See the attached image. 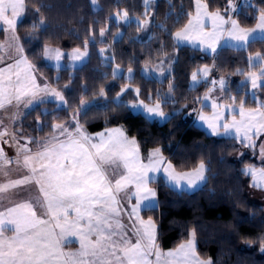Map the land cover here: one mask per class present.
Instances as JSON below:
<instances>
[{"label": "trees", "instance_id": "16d2710c", "mask_svg": "<svg viewBox=\"0 0 264 264\" xmlns=\"http://www.w3.org/2000/svg\"><path fill=\"white\" fill-rule=\"evenodd\" d=\"M204 1L211 10L222 12L228 11L232 2ZM98 3L96 8L91 0H26V10L17 25L18 38L35 69L48 85L64 95L66 106L50 99L36 105L17 124L20 136L43 143L51 139L54 124L73 129L76 116L91 134L124 126L128 135L137 139L144 158L152 149L160 148L180 171L206 163V183L194 192H180L163 181L157 182L158 206L142 213L158 223V248L177 249L190 241L194 232L197 253L204 261L264 264V207L251 200L252 179L244 171L251 161L237 159L244 145L234 137L214 136L196 121L185 118L187 110L198 107L206 90L205 83L192 86V73L206 65L213 66V75L228 76L230 90L237 94L238 102L247 96V107L264 103V87H260L258 98H252L250 84L241 78L251 69L249 57L264 54V39L252 40L239 50L224 46L217 54L208 55L199 48L182 46L175 39L176 31L184 28L194 13L196 0H159L154 22L146 32L138 29L134 19L145 18L143 0ZM238 8L236 19L250 28L264 12V0L241 2ZM123 11L128 12L130 23L115 19L114 15ZM86 39L90 55L81 67L56 68L47 62L45 48L82 49ZM167 57L174 58V63L172 73L165 79L143 74L145 67ZM115 66L134 69L133 79L125 75L113 79ZM128 83L140 88L143 100L162 101L164 109L172 113L171 118L159 123L135 113L126 101L116 102V96ZM101 90L104 95H100ZM127 97L133 99L132 90ZM82 99L90 103L84 110ZM41 127L43 131L38 130ZM30 145L32 150H38L35 144Z\"/></svg>", "mask_w": 264, "mask_h": 264}, {"label": "snow or ice", "instance_id": "6c2138e0", "mask_svg": "<svg viewBox=\"0 0 264 264\" xmlns=\"http://www.w3.org/2000/svg\"><path fill=\"white\" fill-rule=\"evenodd\" d=\"M151 2L152 0H143L145 20L143 23L136 21L138 29L149 23L147 12ZM91 3L96 5L97 0H91ZM196 4V16L189 19L183 31L176 33L177 41L198 40L199 43L206 44L214 53L216 44L225 32L229 41L236 42L235 46L238 50L245 48L250 43V38L256 39L254 34L264 39V12L260 13L256 28L245 30L234 20H226L219 12L208 16L202 10L206 5L202 6L200 0H196ZM25 6L26 0H0V22L14 31L19 17L26 10ZM118 15L119 20L130 23L127 11ZM205 17L212 22L210 32L204 30ZM226 23H230L229 29L223 27ZM104 34L105 30L102 29L100 36L103 37ZM88 44L89 40L86 39L85 51L81 52L77 48L73 59L86 56ZM2 47L0 45V48ZM17 50L23 52L22 47H18ZM44 55L46 59H55L59 62L63 54L58 49L45 48ZM2 61L3 57H0V62ZM259 62H264V57L258 55L255 60L249 57L250 66ZM34 68L35 66L24 56L0 68V110L13 103L16 107L21 103L30 105L39 92L50 93L66 103L61 92L47 85L41 87L36 83ZM208 71L204 68L199 73L193 72V82H197L198 75L206 77ZM128 72L131 80L132 69L129 68ZM238 74L244 75V73ZM112 75L113 79L122 77V73L118 70L113 71ZM247 79L254 90L264 87V84L259 83L264 81V67H261L259 74L250 73ZM212 84L213 86L219 84L220 90H225L223 79L212 81ZM127 91L126 88L121 89V95ZM139 91L135 89L137 96ZM169 91H172L171 86ZM100 95H104L103 90ZM208 99L209 96L206 95L204 100ZM236 103L237 98L234 96L229 97L227 106L213 100L212 116L206 117L201 114L199 119L207 124L213 135L218 134L222 128L224 134L232 135L234 132L235 138L240 139L245 147L255 149L257 145L252 141L264 134V103L259 104L254 110H246L245 100H239L238 109L233 107ZM81 106V110L87 107L83 99ZM131 108L164 117L160 103L149 107L141 101L132 104ZM224 111L232 115L230 122L225 117ZM12 119L14 121L15 116ZM73 120L76 121L75 133L63 124H54L51 139L43 143L30 137H21L25 140V144L17 148L16 163L26 170V174L22 178L0 184V194L11 188L35 183L43 196V201L40 202L43 211L42 215H38L36 207L30 201H25L7 209L6 213H0V264H113L109 257H114L116 264H153L148 259L152 254L156 257L155 264H160L162 254L155 244V225L151 220L145 223L139 217L141 203L149 201L145 207H151V198L156 195L155 191L148 187L154 179L148 174L161 171V166L165 164L160 150L157 148L149 153L148 161L144 163L140 158L136 141L129 140L121 129H115L107 136L105 133H100L98 142H93V138L82 131L76 116H73ZM2 124L3 122L0 121V126ZM38 130L43 131V128ZM8 135L6 128L0 130V140ZM59 136H64L65 139L60 140ZM11 140L14 145L18 144L16 133L11 134ZM28 144H35L38 150L33 152L27 147ZM260 149V154L264 157V145H261ZM11 163L4 150L0 148V169ZM105 166L113 167L114 174H118L119 178L114 181L110 179ZM120 168L124 171L120 172ZM162 170L167 174L169 182L178 185L181 180H186L190 186H194L196 180L203 178L204 165L201 164L194 172L179 175L171 164H167ZM246 174L252 176L254 187H264V168L258 170L250 167L246 169ZM129 186L135 187V192L128 197L129 200L133 195L136 197V204L129 215H134L136 222L139 223L138 228L134 225L137 236L135 243L126 239V233L120 231L124 225L118 219L121 205L117 197ZM70 210L75 213L74 216L70 215ZM7 225H11V229ZM6 231H11L13 235L6 237L4 235ZM66 235L79 238L78 252L66 253L62 250L61 240ZM194 241L193 232L192 239L187 244H182L174 252L163 254L164 264H211V261H203L196 256ZM261 251H264V246L261 247Z\"/></svg>", "mask_w": 264, "mask_h": 264}, {"label": "rangeland", "instance_id": "374dc122", "mask_svg": "<svg viewBox=\"0 0 264 264\" xmlns=\"http://www.w3.org/2000/svg\"><path fill=\"white\" fill-rule=\"evenodd\" d=\"M158 1L159 0H152L151 4L149 5V9H148V12H147V20L149 21V23H147V25L143 27V29H144L143 32L149 31L150 27L152 26V24L154 22V15H155V10H156V6H157V2ZM251 1L252 0H232L229 10L225 11V12L211 10L210 7L207 5V3L204 0H200V4L202 6L206 5V8H204L202 10L205 11L208 14V16L214 15L215 13L219 12L220 15L225 17L226 20H229V21L234 20L242 29L249 30V29L256 28V25L259 22V18H258L257 23H256L255 26L250 27V28H246V27H243L239 23V21L235 17V14L237 13V11L239 9L238 6L240 5L241 2H249L250 3ZM94 6L96 8L99 7L98 0H97L96 5H94ZM196 7H197V4L195 3V10H194V13L191 15L190 19H192V18H194L196 16ZM123 12L116 13L114 15L115 19L118 22H124L125 23V21L119 20V15H118V14H122ZM23 15H24V12L19 17L18 22L23 18ZM128 19H129V21L132 20L129 16H128ZM134 19L136 21L139 20L141 23H143L144 20H145V18H142V19L134 18ZM204 19H205V25H206L204 30L206 32H210L212 30V22L207 17H205ZM187 25H188V23H187ZM230 26H231L230 23H226L223 27L225 29H229ZM185 27L179 29L178 31H176V33L180 32V31H183L185 29ZM16 28H17V25H16ZM16 28L13 31V30L9 29L8 25L3 24V23H2V25L0 27V29H3L5 34H6V36H5L6 40L2 41V43L0 41V43H1L0 45L3 46L2 48H0V57H3V61L0 62V66L5 64V63H9V61H14L15 62L17 59H19L22 56L21 52H19L17 50V48L20 47V45H22V44H21L19 38L17 39L18 35H17ZM176 33H175V39H176ZM142 34H143V38H145V34L144 33H142ZM254 35H256V37H257L256 39H260L258 34H254ZM1 38L2 37H0V39ZM140 39H141V36H140ZM252 40H255V39H251L250 38V42ZM176 41H177V39H176ZM177 43L182 45V46L183 45H189V46H192V47H195V48H199V49L203 50L208 55L217 54V52L219 50L218 48H220V47H224V46H234V47H236L235 46L236 45L235 41H229V39L227 37V32L224 33V35L220 38L219 42L216 44V52H214V53L211 51V49H209L207 47L206 44H201V43H199L198 40H196L194 42H189L188 40H180V41H177ZM47 48H50V49H53V50L58 49L63 54L61 56L59 62H57L55 59H50V60L46 59L47 62L51 66L56 67V68H63L65 66H70L72 68L81 67L83 64H85L88 61L89 55H90L89 46L87 47V55L81 57L80 59H73V55H74L75 50L77 48L72 50V51H64L63 49L56 48V47H51V46L47 47ZM79 49L81 50V52L85 51V48H82V49L79 48ZM103 53H104V50H103ZM258 55L264 57V54H262L260 52L255 53V54H253L250 57H252L253 60H255V58ZM173 63H174V58H171V57L164 58L160 62H158L156 65H151V66L145 67L143 69V74L146 75L147 77H157L158 79L163 80L168 75H170L172 73V71H173ZM57 64L59 66H57ZM261 67H264V62H259L258 64L252 65L251 69L246 71L245 76L241 77L242 78V82L250 84V82L247 79L248 75L250 73H253V72L259 74L260 71H261ZM204 68H207L209 70L208 71V75L206 77L198 75L197 76V82H193V80H191V82H192V86L193 87H196L197 85H199L201 83H205L206 90L204 92L203 97L201 98L200 103L198 104V107L197 108H192V109L190 108L189 110H187L186 113H185V118L186 119H190L191 118L192 120L196 121L197 124H199L200 126L204 127L210 134H212V130L207 126V124L204 121L199 119L200 115L203 114L206 117H211L212 113H213V109L211 107L213 100H216L217 102L224 103L227 106V104L229 103V97H233L234 96V97L237 98V94L234 91L230 90V80H229L228 76L213 75V72H212L213 71V66H208V65L203 66V67L199 68L196 72L199 73L200 70H202ZM115 70H118L120 73H122V75H125V77L129 80V72H128L129 69L128 70H124L122 67L115 66L114 71ZM134 75H135V70L132 69V78L131 79H133ZM220 79H223L225 81V90L224 91L220 90L219 84H216L215 86H213V84H212V81H219ZM259 83L264 84V81H260ZM124 88L128 89V91L124 92L123 95H121V91H120V93L116 96V99H115L116 102H124V101H126L131 106L134 103L138 104L141 101H143V103L148 105L149 107H153V106H155L156 103H160L161 110L164 113V117L154 116L152 114H148V113L144 112L143 110H135V109H133V111L135 113H142L145 116H147L149 119L155 120V121H157L159 123H165L171 118L172 113L169 112V111H166L164 109L162 101L157 100L156 102H147V101L143 100L141 98L140 91H139V96H137L136 93H135V89H139L140 90V88H138L136 86H133L130 83H128ZM124 88H122V89H124ZM259 89H260V87L255 89V90L252 89L251 88V84H250V96L252 98H258ZM130 90L133 91V95H134L133 99H129L127 97L128 96V92ZM253 92H255V96H253ZM206 95L209 96V99L207 101L204 100V97ZM50 96H52L50 93L39 92L36 95V97L32 100V103L30 105H25L24 103H21L19 107H16L15 103H13L14 106L8 107V109H7V125L8 126H13L12 117L13 116L16 117L17 113L19 112V110H21V108H25L26 106L29 107V108H33L34 106L40 104L41 102H43L44 100H47L48 98L50 100L56 101L59 104V106H66V103L56 99L55 97H50ZM246 98H247V96L243 100L246 101ZM64 100H65V97H64ZM23 105H25V106H23ZM85 105L88 107L90 105V103H86ZM233 107H236L238 109L239 108V102L237 101V103L235 105H233ZM256 108L257 107H247L246 106V110H254ZM27 112L25 113V111H24V113H22V115H21V117L19 119V122H21L22 118L25 116V114H27ZM224 115H225V117H227L228 121L230 122L231 119H232V115L228 111H224ZM237 119H239L238 116H237ZM15 129L17 130V126L16 125H15ZM81 129L86 135H88V136L93 138V142H98V140H99V135L98 134H100V133H105V135L107 136V134L109 132H112L115 129H121L124 132L125 136L129 140L134 139L136 141L137 145L139 146V155H140L141 160L144 163H147V161H148V157L144 158V156H143V154L141 152L140 144L138 143L137 139L134 138V137L129 136L127 131H126V128L124 126H117V127L107 128V129H105V130H103L101 132L95 133V134H91V133L87 132L82 126H81ZM70 131L75 133V127L73 129H70ZM57 135H59V133H57ZM214 136H217V137H234L235 138V133L233 132L232 135H226V134H224V131L221 128L219 133L214 135ZM59 139L63 140V139H65V137L64 136H59ZM238 141L241 143L240 139H238ZM252 142H254L257 145V147L255 149L244 146V147H242V150L240 151V153L237 155L238 161L243 160V159H248V160L251 161L250 163H248L247 165L244 166V171L245 172H246V169H248L250 167H254V168L258 169V170L261 169V168H264V157H262L261 154H260V151H261L260 146L264 145V134L260 135L258 138H255ZM155 149H157V148H155ZM155 149H152L151 152H153ZM158 149L160 150V148H158ZM160 154H161V156L163 157V159L165 161V164H163L161 166V171L150 172L148 174L149 176L154 177V179L148 184V187L151 188L156 193L155 197L151 198L152 206L151 207H145L146 204H149V201H144V202L141 203L140 210H139V217H140L141 220H143L145 223L147 221L151 220L154 223V225H155V244H156V246H157V237H158V223H157L156 219L153 218V217H145V216H143L142 212L146 208L147 209L148 208H155V207L158 206L159 202H158L157 182L163 181L164 183H167L172 188H174L175 190L180 191V192L184 191V190L185 191H189V192H194V191L198 190L199 188L203 187L204 184L206 183L207 178H208V174H207L208 165L206 163H200V165L201 164L204 165L203 178L199 179V180H196L194 186H190L186 180H181L178 185L175 184V183L169 182V180L167 178V174L162 170L164 167L167 166V164H171L173 169L175 170V172L178 175L179 174H183V173L194 172L196 169L199 168L200 165H198V167H196L194 169H191V170H183V171L181 170L180 171V170L176 169V167L174 166V164L171 161L166 160V157L163 155L161 150H160ZM7 156L9 157L10 155H7ZM105 167H106V170H107V175H108V177L110 179H112L114 181L115 179L119 178L118 174H114L113 167H108V166H105ZM119 171L123 172L124 170H123V168H120ZM248 175L252 179V188L253 189L251 190V200L253 202H255V203L261 204L264 207V187H254L253 186V178H252V176L250 174H248ZM134 192H135V187L134 186H129L125 191L120 192L118 194V197H117L119 199L120 205H121V214L118 217V219L124 225V227L122 229H120V231L126 233L125 238L131 240L132 243H135V241L137 240V236L135 235V228L139 227V223L136 222L135 216L134 215H132V216L129 215L132 212L133 206L136 204V197L133 195L131 200H129L128 197H129V195H131ZM27 194H28V197L34 201L33 205L36 207L37 214L38 215H42V211L43 210L40 207V202L43 201V196H42V194L39 191V186H38V188L33 186V188L30 189V191H27ZM70 212H72V211L70 210ZM70 215L74 216L75 213L72 212ZM44 218L47 219L48 217H44ZM134 225H135V228H134ZM93 239H95V237H93ZM62 242H66V244L64 246L66 253H74V252H78L80 250V240H79V238L77 236L66 235L62 239ZM72 244H75V245L73 246ZM154 251H155V249L153 250V252ZM159 251L163 255L164 251L161 250V249H159ZM263 252L264 251H262V253ZM89 259H91V258H89ZM109 259H111L113 261V264H116V261H115L114 257H109ZM148 259L150 261H152L153 264H155L156 257H155L154 254L150 255L148 257Z\"/></svg>", "mask_w": 264, "mask_h": 264}, {"label": "crops", "instance_id": "0c3cea01", "mask_svg": "<svg viewBox=\"0 0 264 264\" xmlns=\"http://www.w3.org/2000/svg\"><path fill=\"white\" fill-rule=\"evenodd\" d=\"M1 25H2V22H0V27H1ZM16 31H17V28H16ZM5 36H6V34H5L4 30L3 29H0V37H2L0 39L1 43H2V41H5L6 40L5 39ZM20 47L23 48L22 45H20ZM220 48H218V49L220 50ZM21 55L24 56V57H26V55L24 53V49H23V52L21 53ZM12 63H14V61H9V63H5V64L1 65L0 68L6 67L7 65L12 64ZM33 72H34V75L36 77V83L38 85H40L41 87H44L45 85H47V86H49V88H51V89L53 88L51 85H48V83L46 82V80L40 75V73L35 68H34ZM50 97H54V96H50ZM11 106H14V105H6V108L4 110H0V121L3 122L2 126H0V130H3L4 128H6L7 129V132L9 133V135L8 136H5L3 138V140H0V148H2L4 150V153H5L6 156L7 155H10L9 157L8 156L7 157L12 161L11 164L6 165L2 169H0V184H5V183H8L11 180H15V179H18V178H22L26 174V170L21 165H18L16 163V160H17V148L20 145H24L25 144V140L24 139H21V136H20L21 132H20V130H16L15 129V125L17 126V124L19 123V119H20L22 113H24V111H25V113L27 111L29 112L32 108H29L27 106L25 108H21V110H19V112L17 113V115L15 117V120L13 121V126H8L7 125V109H8V107H11ZM23 106H25V105H23ZM12 133H16L17 141H18V144H16V145H14L12 143V140H11V134ZM4 141H7V143H5ZM27 147L32 150L30 144H28ZM32 151L35 152L37 150H32ZM21 160H22V157H21ZM166 160H168V159L166 158ZM33 186H35L36 188H38V186L35 183H31V184H27V185L22 186V187H19V188H11L7 192H5L3 194H0V213H6L7 212V209L12 208L15 205H17L19 203H22V202H25V201H30L32 204H34L33 203L34 201L32 199H30L28 197V194H27V191H30V189H32ZM71 213L72 212H70V214ZM7 227L9 229H11L12 226L11 225H7ZM4 235L6 237H11L13 235V233L11 231H6L4 233ZM188 242H186L184 244H187ZM194 243H195V241H194ZM65 244H66V242H62V240H61L62 250L64 252H65V247H64ZM72 245L74 246L75 244H72ZM157 246H158V243H157ZM177 249H169L167 251H164V253H167V252H170V251L174 252ZM195 251H196V256L200 260H203L198 255L197 250H196V246H195ZM164 259H165V257L162 255L161 256V262H160V264H164Z\"/></svg>", "mask_w": 264, "mask_h": 264}]
</instances>
